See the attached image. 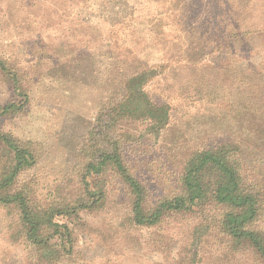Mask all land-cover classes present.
I'll list each match as a JSON object with an SVG mask.
<instances>
[{
    "label": "trees",
    "instance_id": "1",
    "mask_svg": "<svg viewBox=\"0 0 264 264\" xmlns=\"http://www.w3.org/2000/svg\"><path fill=\"white\" fill-rule=\"evenodd\" d=\"M6 1L15 10L45 4L82 24L94 18L106 29L105 39L88 54L106 55L119 76L116 93L99 107L75 156L71 173L78 188L72 197L57 194L43 205L31 188L19 186L39 152L0 132L9 157L0 172V206L14 212L9 238L23 242L32 264H61L73 256L72 232L56 219L100 210L106 190L96 178L107 174L124 190L132 227L158 229L169 214H197L205 220L201 231L226 247L224 259L238 248L264 264V178L257 176L264 166V131L251 138L250 129L238 127L244 118L264 120V0ZM57 56L60 63L71 59ZM0 74L17 100L0 107L3 120L27 107L30 80L3 53ZM193 110L221 135L199 144L171 130L176 113ZM163 135L175 139L174 159L184 157L175 194L147 208L149 189L137 174L132 145Z\"/></svg>",
    "mask_w": 264,
    "mask_h": 264
},
{
    "label": "rangeland",
    "instance_id": "2",
    "mask_svg": "<svg viewBox=\"0 0 264 264\" xmlns=\"http://www.w3.org/2000/svg\"><path fill=\"white\" fill-rule=\"evenodd\" d=\"M6 4L0 0V55L16 59L30 80V101L22 112L0 120V132L36 146L37 163L19 178V186L31 188L35 199L44 205L57 194L72 197L78 188L71 173L75 156L99 107L109 92L116 93L118 70L109 65L106 55L88 54L103 46L105 39L106 29L96 25L94 18L82 24L75 15H62L45 4L28 10L19 6L15 10ZM56 54L60 59H71L60 63L52 57ZM211 79L216 84L226 83ZM16 101L0 74V107ZM192 112L188 116L176 113L171 130L208 144L216 133L199 120L201 113L196 116ZM242 122L238 127L250 129L251 138L260 134L261 128L264 131L263 119L244 118ZM170 140L175 141L171 135L140 137L132 145L137 174L149 189L147 208L175 194L179 161L184 156L174 159ZM8 159L0 145V172ZM135 159H131L132 165ZM260 175L264 178V166H260ZM96 183L106 190L100 210L56 219L68 225L74 241L73 256L61 264H258L238 248L224 259L226 247L201 231L200 222L205 220L197 214H169L158 229L132 227L118 180L107 174L96 178ZM13 218L12 210L0 206V264H32L23 242L9 238ZM261 221L264 223V215Z\"/></svg>",
    "mask_w": 264,
    "mask_h": 264
}]
</instances>
